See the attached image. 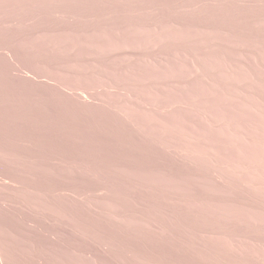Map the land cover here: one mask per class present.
Returning <instances> with one entry per match:
<instances>
[{"label": "rangeland", "instance_id": "rangeland-1", "mask_svg": "<svg viewBox=\"0 0 264 264\" xmlns=\"http://www.w3.org/2000/svg\"><path fill=\"white\" fill-rule=\"evenodd\" d=\"M0 264H264V0H0Z\"/></svg>", "mask_w": 264, "mask_h": 264}]
</instances>
